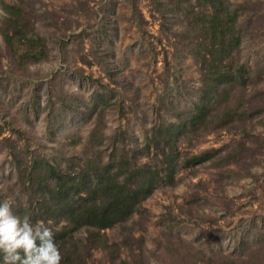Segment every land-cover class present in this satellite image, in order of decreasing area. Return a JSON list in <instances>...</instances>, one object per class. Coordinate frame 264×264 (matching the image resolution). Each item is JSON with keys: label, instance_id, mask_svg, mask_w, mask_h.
Returning <instances> with one entry per match:
<instances>
[{"label": "rangeland", "instance_id": "rangeland-1", "mask_svg": "<svg viewBox=\"0 0 264 264\" xmlns=\"http://www.w3.org/2000/svg\"><path fill=\"white\" fill-rule=\"evenodd\" d=\"M231 1L248 6L239 15L250 24L244 25L238 57L253 76L264 67V0ZM1 2L24 7L45 56L19 70L0 35V202L28 199L20 185L2 188L11 184L6 177L15 170L13 147L28 158L35 154L77 168L89 154L107 158L115 135L116 147L129 155L144 148L153 124L185 112L195 101L199 64L183 48L173 14L160 15L151 0H0V24ZM97 91L109 100L93 113ZM251 92L264 96V73L246 87ZM61 95L81 110L60 114ZM33 103L40 113L26 118ZM95 126L101 127L99 142L92 143ZM248 130L247 142L258 134L264 142L261 125ZM238 135L218 128L180 138L178 147L192 154L215 148L222 155ZM159 159L151 148L135 162L153 167ZM175 178L173 185L159 184L124 225L105 230L109 242L119 243L117 257L92 249L89 262L117 264L134 254L138 264H264V148L237 162L210 160L178 169Z\"/></svg>", "mask_w": 264, "mask_h": 264}, {"label": "trees", "instance_id": "trees-1", "mask_svg": "<svg viewBox=\"0 0 264 264\" xmlns=\"http://www.w3.org/2000/svg\"><path fill=\"white\" fill-rule=\"evenodd\" d=\"M151 2L160 15L165 13L164 10L173 14L180 25L177 35L183 48L199 64L201 85L195 90L192 106L185 112L173 113L174 118L170 120L161 119L153 124L149 141L143 149H133L127 155L116 147V137L112 135L107 158L89 154L77 168L69 165L63 168L57 159L49 161L35 154L28 158L22 150L14 147L11 150L15 170L6 177L11 184L2 183V188L20 185L21 191L23 187L28 191L27 202L24 204L21 199L13 205V211L21 217L30 216L33 223L43 221L52 228L64 257L61 264H91L92 249H106L117 257L119 243L109 242L105 230L124 225L140 212L143 201L159 184H175L178 169L210 160L214 163L237 162L246 158L250 150L264 148L259 134L252 136L249 142L246 140L250 136V127L259 124L264 128V116H260L264 102L258 104L264 96L258 92L246 93L250 82L257 83L261 78L264 67L251 76L252 72L238 57L242 32L248 28L244 25L246 22L250 24L249 20L241 21L239 15L248 6L244 3L235 5L231 0ZM1 6L5 12L0 24L4 48L15 67L24 70L30 63L44 58V43L31 25L24 7L5 2H1ZM58 98L60 114L81 110L75 100L62 95ZM93 99L94 113L100 103L108 104L109 97L103 91H97ZM38 113L39 107L33 103L32 110L25 116H38ZM250 121L253 123L249 127ZM8 123L17 133L23 134V128ZM218 128L235 129L239 133L233 148L224 154L220 155L215 148L193 154L180 151V138L189 134L197 138ZM100 130V126H95L89 141L99 142L96 135ZM151 148L160 155V164L153 167L136 164V155L149 156ZM3 256L4 253L0 252V264H3ZM134 256L131 255L133 259ZM133 259H120L117 264H138Z\"/></svg>", "mask_w": 264, "mask_h": 264}, {"label": "clouds", "instance_id": "clouds-1", "mask_svg": "<svg viewBox=\"0 0 264 264\" xmlns=\"http://www.w3.org/2000/svg\"><path fill=\"white\" fill-rule=\"evenodd\" d=\"M0 252L3 264H61L64 258L52 228L17 215L7 199L0 202Z\"/></svg>", "mask_w": 264, "mask_h": 264}]
</instances>
